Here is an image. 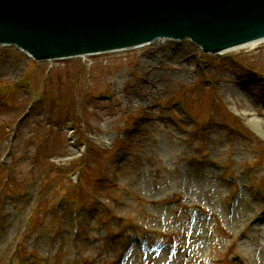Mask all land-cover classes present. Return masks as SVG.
I'll return each instance as SVG.
<instances>
[{
	"label": "rangeland",
	"instance_id": "obj_1",
	"mask_svg": "<svg viewBox=\"0 0 264 264\" xmlns=\"http://www.w3.org/2000/svg\"><path fill=\"white\" fill-rule=\"evenodd\" d=\"M244 111L264 124V44L59 65L0 47V264H125L133 248L130 264H264V238L238 236L264 228V139Z\"/></svg>",
	"mask_w": 264,
	"mask_h": 264
},
{
	"label": "water",
	"instance_id": "obj_2",
	"mask_svg": "<svg viewBox=\"0 0 264 264\" xmlns=\"http://www.w3.org/2000/svg\"><path fill=\"white\" fill-rule=\"evenodd\" d=\"M264 37V0H0V45L37 60L190 40L216 53Z\"/></svg>",
	"mask_w": 264,
	"mask_h": 264
},
{
	"label": "bare ground",
	"instance_id": "obj_3",
	"mask_svg": "<svg viewBox=\"0 0 264 264\" xmlns=\"http://www.w3.org/2000/svg\"><path fill=\"white\" fill-rule=\"evenodd\" d=\"M160 41H166L164 39L160 40ZM264 44V37H261V38H258V39H255V40H252V41H248V42H245V43H241L237 46H233L231 48H228V49H225V50H222L220 52H218V55L220 54H226L228 52H231V51H237V50H243V49H255V48H258L260 45ZM147 45V44H146ZM146 45H140L138 47H135V48H131L130 50L132 49H139L141 47H144ZM250 114L247 113V112H242L241 113V116L243 118H246L247 116H249ZM246 126L252 131L254 132L255 134H257L258 136H261L263 139H264V124L263 122L260 120V119H257L255 116L253 115H250V117H248L247 121L245 122ZM207 180H210L209 177H207ZM181 185V181L179 180V184L177 183V186ZM178 189V187H177ZM180 189V187H179ZM212 189V188H211ZM214 189V188H213ZM180 193V191H179ZM225 215H222V221L224 223H231V220H229L228 218H226V214L228 213V210L226 209L225 210ZM235 218H238V219H243L242 216H235ZM195 219V218H194ZM193 219V220H194ZM245 220V218H244ZM261 220L258 219V218H255L254 220L252 219L251 220V223L249 222L247 225L244 226V231L246 232V228L249 229V235L250 236H247L245 234V232H240L239 233V239H244V240H250V239H253L251 237V233H253L254 236H256L257 240L260 242V238H264V228H262L260 225H258L257 223L260 222ZM196 229L193 230L194 232V235L193 233L191 232V229L190 227H187L188 228V233L186 232L185 228V232L184 234L182 235L184 237V245L188 244L187 246H185L186 248L187 247H196L198 246V243L200 242V238L201 236H199V230H200V226L199 225H195ZM192 235V236H191ZM255 238V237H254ZM255 241V239H253ZM255 246L258 247L259 245L257 243H255ZM185 247H184V251H185ZM259 248V247H258ZM137 251L135 248H133L131 250V253L129 255V258H127L125 260V264H130V261H132V259L134 257L137 256ZM132 254V255H131ZM157 254L156 253L152 259H150L151 261H157L156 257H157ZM179 254H180V249H179ZM126 255V254H125ZM165 256H168L167 254H165ZM187 256V259H192L191 261H193L195 264L199 263L200 262V259L198 257V259L192 257L191 255H186ZM197 257V256H196ZM171 263V262H170Z\"/></svg>",
	"mask_w": 264,
	"mask_h": 264
}]
</instances>
